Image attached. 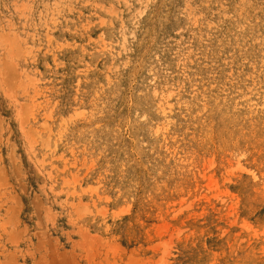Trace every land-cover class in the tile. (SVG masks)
Listing matches in <instances>:
<instances>
[{
    "label": "rangeland",
    "instance_id": "obj_1",
    "mask_svg": "<svg viewBox=\"0 0 264 264\" xmlns=\"http://www.w3.org/2000/svg\"><path fill=\"white\" fill-rule=\"evenodd\" d=\"M0 264H264V0H0Z\"/></svg>",
    "mask_w": 264,
    "mask_h": 264
}]
</instances>
